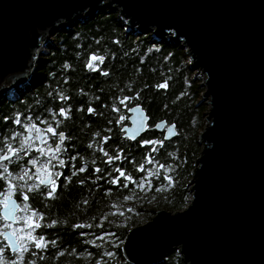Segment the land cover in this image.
Listing matches in <instances>:
<instances>
[{
	"label": "trees",
	"instance_id": "obj_1",
	"mask_svg": "<svg viewBox=\"0 0 264 264\" xmlns=\"http://www.w3.org/2000/svg\"><path fill=\"white\" fill-rule=\"evenodd\" d=\"M135 33L127 31L116 12L94 13L70 31L53 34L55 44H49L47 54L39 57L29 83L0 101V130L18 156L24 151L21 139L29 134L25 125L44 129L51 124L57 132L65 133L62 142L49 134L54 143L61 142L55 147L56 161L50 163L59 174L54 198L22 188L27 204L44 216L33 234L43 235L48 242L43 259L40 251L30 247L24 264L30 259L34 264H132L122 253L129 231L150 221L158 211L176 212L189 204L188 183L201 153L198 137L205 127L206 109L200 99L203 79L190 70L186 51L170 44L168 37L157 40L150 31ZM91 55L104 57L102 62L92 61L95 70L86 67ZM165 82L166 88L155 87ZM65 96L67 99H62ZM126 96L133 99L121 105L117 97ZM138 105L150 117V128L165 121L176 125L177 137L165 142L162 134L150 129L134 142L125 139L122 128L128 124V110ZM88 107L94 113H88ZM60 108L68 110V119L59 116ZM17 115L19 123L14 124ZM120 115L125 119L117 122ZM153 139L163 140V146H141V141ZM117 152L120 159L108 162V156ZM25 158L26 154L20 161ZM45 160L40 154L36 164ZM21 166L8 168V179L14 184L20 181L15 177L21 169L29 174L33 171V166ZM141 166L143 171H138ZM117 168L134 183L125 182ZM117 177V183L112 184ZM81 180L83 183H78ZM141 181L143 189L138 187ZM22 183L31 186L34 181L25 178ZM33 186H38L40 193L47 190L36 183ZM80 224L85 227H75ZM1 241L4 259H14ZM158 264L185 263L178 251H172Z\"/></svg>",
	"mask_w": 264,
	"mask_h": 264
},
{
	"label": "water",
	"instance_id": "obj_2",
	"mask_svg": "<svg viewBox=\"0 0 264 264\" xmlns=\"http://www.w3.org/2000/svg\"><path fill=\"white\" fill-rule=\"evenodd\" d=\"M104 10L135 35L150 31L185 50L208 108L189 204L132 228L125 260L158 264L177 250L185 264H264V0H0V101L29 83L53 34ZM133 108L147 119L130 139L136 113L128 110L124 138L150 129L165 142L177 137L176 125L150 128L142 106Z\"/></svg>",
	"mask_w": 264,
	"mask_h": 264
},
{
	"label": "snow or ice",
	"instance_id": "obj_3",
	"mask_svg": "<svg viewBox=\"0 0 264 264\" xmlns=\"http://www.w3.org/2000/svg\"><path fill=\"white\" fill-rule=\"evenodd\" d=\"M94 60H99L103 61L104 57L99 56V55H91L89 57L88 63L86 64V67L89 69L95 70L93 68V63L92 61ZM67 67V66H66ZM103 75H108V73L104 72L102 73ZM156 88H166L167 83H160L155 85ZM138 98V97H137ZM62 99H67V97H62ZM119 100L120 104L123 105L125 100H131L133 97H124L123 99L117 97ZM79 111V109H77ZM112 111H117V109L114 107ZM129 111L135 112L136 115L132 117V124L133 127L129 129V138H134L135 134L140 130L141 127L144 126V120L147 119V117H142L141 113L139 111V108H133L129 109ZM68 110L65 108H60L59 109V116L64 117L65 119H68ZM88 113H94V109L92 107L87 108ZM7 119V118H5ZM39 119V118H37ZM125 119L124 115H120L118 117V121H123ZM13 123H19V115L13 120ZM40 123H45V121L41 120ZM163 123V122H161ZM160 125H156V127H159ZM25 132H32L34 130L35 138L38 144H47V139L45 137V134H51L53 137L58 136L59 140L62 142L65 140V133L63 131L57 132L56 129L51 125L48 124V126L44 129H40L37 127L36 124H28L25 125L24 128ZM14 138V137H13ZM7 139V138H6ZM25 141H28L31 139V136H25ZM164 139H167L165 136ZM23 143V142H22ZM145 144H151L153 146L155 145H160L163 146V140H143L141 141V146ZM91 147V145H89ZM58 148V146H57ZM155 151V148L153 149ZM35 151L39 152L41 155H45V148L43 147H35ZM49 153L52 152L51 148H48L47 150ZM103 151V149H101ZM17 154V149L11 147L9 144L5 143L4 145V154L0 155V161H9L10 158L13 155ZM107 155V153H104ZM53 158L52 156H49V159ZM120 159V153L117 152L113 156H108V162H111L112 160H118ZM34 167L36 166V161L31 160L29 161ZM151 163V161H149ZM59 164L63 166L64 161L60 160ZM161 167H163L161 165ZM138 171H143V167L141 166L140 168L137 169ZM80 172L84 171V168L81 167L79 169ZM99 171V169H97ZM119 173L120 177H123V180L125 182H133L132 177L129 175H126L123 170L120 168L115 169ZM76 173L74 172L73 175ZM11 174L8 172L7 166H4L2 172H0V176H4L5 179V184L6 187L0 191V217H3L6 221H11V223H6L2 226V229H0V237L4 239V241L7 242V248L10 249L15 258L14 259H4L3 253L5 251V248L0 247V264H24V254L29 253L30 247L35 248L36 250L41 252L40 259H43V250L46 249L47 247V241H45V237L43 235H34L33 233L35 232L36 228L41 227L40 221L44 219V216L40 214L37 210L32 209L28 204V196L24 194L23 191L20 192V199H22L25 203L23 207L17 203L15 199H13V196L15 195V185L8 179V176ZM151 175V173L149 174ZM27 179H33L32 176L29 175L28 171L26 169H21V174L18 177H15V179H18L20 181ZM59 178L58 173L51 172L47 165H42L40 169L37 171L35 174V180L37 182V185H43L47 190L44 191L43 193H40V188L38 186H29L27 188V191L32 192L36 191L38 194H42L45 198L47 199H52L54 198V193L56 192V180ZM67 179V178H66ZM117 179L119 177L114 178L111 183L116 184ZM147 177H145V180ZM164 179L171 182V178L167 175L164 176ZM78 183L82 184L83 181H78ZM127 187V183L124 185ZM151 187V185H148ZM23 188V185H21ZM139 188L143 189L144 188V182L141 181V183L138 185ZM125 199H128V197H125ZM23 211L25 213L23 220H22V227H13V225L20 223L19 218L15 215V213ZM53 224L56 223V221H52ZM75 227H80L83 228L85 225L80 224V225H75ZM7 229V230H3ZM52 244H55V241L51 242ZM32 255L35 256L36 253L32 252ZM109 256L112 255V253H108ZM27 264H34L33 260H28Z\"/></svg>",
	"mask_w": 264,
	"mask_h": 264
},
{
	"label": "flooded vegetation",
	"instance_id": "obj_4",
	"mask_svg": "<svg viewBox=\"0 0 264 264\" xmlns=\"http://www.w3.org/2000/svg\"><path fill=\"white\" fill-rule=\"evenodd\" d=\"M0 130V155L4 154V145H5V136H4V133ZM28 135V134H27ZM35 136V135H34ZM47 144L44 145H40L38 144V146L36 145V143H38L36 141V138H33L30 142V144L33 145V147H31L29 150H24L22 153H25L26 154V158L23 162L20 161L19 159V156L16 154L14 158L10 159L9 161H0V172H2L4 166H7V168H11V167H17V166H21V165H25L27 168L29 166H33L31 163H29V161L31 160H35L36 163L38 164L39 162V156H40V153L35 151V147H43L45 148V152L48 150V148H52V147H56V144H58L60 141H56V143L53 142V140H50L49 138V134H47ZM29 152H30V155H29ZM54 156V155H53ZM45 161H42L41 164H39V166H42V164L44 163ZM36 164V165H37ZM22 167V166H21ZM51 171L53 172L52 168H51V165L49 166ZM35 172H31L29 175H33V180L34 181V184L36 182L35 180ZM3 178V179H2ZM12 183L14 182L12 179L10 180ZM14 184V183H13ZM34 184H32L31 186H33ZM16 187H15V195L13 196V198L16 199V201L18 202L19 205H21V207H23L24 205V202L22 199H20V192L22 191V187L21 185H23V187H26L28 188L29 185H26V184H23L22 181H19L18 183L14 184ZM42 186V185H41ZM6 187V184H5V179H4V176H0V191H2L4 188ZM44 187V186H43ZM22 211L20 212H17V217L19 218V216L21 215ZM6 223H9V222H6L2 217H0V229H2V226ZM19 226V223L13 225V227H18ZM3 230H7V229H3ZM0 239L4 242L5 244V241L2 239V237H0ZM0 240V241H1ZM1 241V242H2ZM6 245V244H5Z\"/></svg>",
	"mask_w": 264,
	"mask_h": 264
},
{
	"label": "rangeland",
	"instance_id": "obj_5",
	"mask_svg": "<svg viewBox=\"0 0 264 264\" xmlns=\"http://www.w3.org/2000/svg\"><path fill=\"white\" fill-rule=\"evenodd\" d=\"M57 34H58V33H57ZM52 41H55V40L53 39ZM50 44H55V43L52 42V43H50ZM42 53H44V54H42V55H46V54H47L45 48H43ZM197 76H198V77H201L199 74H197ZM202 79H203V78H202ZM200 99H201V103H202V105L205 104V102L202 101V98H200ZM204 107H205V109H206V110L204 111V114H203L204 119H205V113L207 112V109H208V108H206V107H207L206 104L204 105ZM46 127H47V126H45L44 128H46ZM201 132H202V131H200V133H201ZM29 133H32V132H29ZM199 136H200V135H199ZM24 138H25V137H23V138L21 139V143L23 142L22 144H24L23 148H24V150H25V149H26V150H29L31 147H33V145L30 144V143H31L30 141H25ZM198 140H199V137H198ZM24 155H25V153H21V154H19V159H20L21 156H24ZM44 157H46L48 160H45V162H44L42 165L50 166V163L56 161V158L53 157V156H52L53 158L49 159V156H47V155L45 154ZM30 176L33 177V175H30ZM188 188H189V187H188ZM24 215H25V213L22 211L21 215L19 216L20 223H19V226H18L17 228L22 227V220H23Z\"/></svg>",
	"mask_w": 264,
	"mask_h": 264
},
{
	"label": "bare ground",
	"instance_id": "obj_6",
	"mask_svg": "<svg viewBox=\"0 0 264 264\" xmlns=\"http://www.w3.org/2000/svg\"><path fill=\"white\" fill-rule=\"evenodd\" d=\"M153 37H157L156 35H153ZM42 51L43 50H41L39 53H38V59H39V57L42 55V54H44V53H42ZM38 61V60H37ZM126 139V138H125ZM175 251H177V250H175Z\"/></svg>",
	"mask_w": 264,
	"mask_h": 264
},
{
	"label": "built area",
	"instance_id": "obj_7",
	"mask_svg": "<svg viewBox=\"0 0 264 264\" xmlns=\"http://www.w3.org/2000/svg\"><path fill=\"white\" fill-rule=\"evenodd\" d=\"M52 40H53V39H52ZM52 42L55 43V41H52ZM49 44H50V43H49ZM49 44H48V45H49ZM48 45H47V46H48ZM45 50H46V53L49 51V49H48L47 47L45 48Z\"/></svg>",
	"mask_w": 264,
	"mask_h": 264
}]
</instances>
